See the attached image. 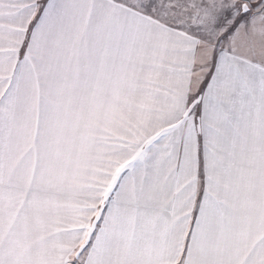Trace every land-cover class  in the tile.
<instances>
[{
    "label": "snow or ice",
    "instance_id": "6c2138e0",
    "mask_svg": "<svg viewBox=\"0 0 264 264\" xmlns=\"http://www.w3.org/2000/svg\"><path fill=\"white\" fill-rule=\"evenodd\" d=\"M0 264H264V0H0Z\"/></svg>",
    "mask_w": 264,
    "mask_h": 264
}]
</instances>
